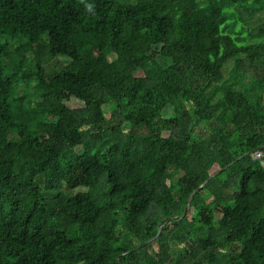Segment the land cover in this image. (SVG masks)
<instances>
[{"label": "trees", "instance_id": "obj_1", "mask_svg": "<svg viewBox=\"0 0 264 264\" xmlns=\"http://www.w3.org/2000/svg\"><path fill=\"white\" fill-rule=\"evenodd\" d=\"M261 11L0 0V264H264Z\"/></svg>", "mask_w": 264, "mask_h": 264}, {"label": "rangeland", "instance_id": "obj_2", "mask_svg": "<svg viewBox=\"0 0 264 264\" xmlns=\"http://www.w3.org/2000/svg\"><path fill=\"white\" fill-rule=\"evenodd\" d=\"M257 18H262L263 19L264 18V11L258 12L257 13V16H256V19ZM257 23H259V22H257ZM20 45H21V41H19V40L14 41L13 42V45H12V50L15 51L16 47L17 46H20ZM30 58L32 59L31 56H30ZM68 61H69V59L66 56H61L58 59L52 60L50 63H48L47 65H45V69L50 73L53 70H58L63 65V63H66ZM21 90L19 91V94H20ZM30 96H33V92L32 91L30 92ZM35 101H38V100H35ZM70 106L71 107H74V108H80L81 103L79 101H77V102L76 101H73V102L70 103ZM106 112H108V115H110L109 108H106ZM169 134L170 133L167 132V131L164 133L165 136H168ZM77 152L79 154H82L83 153V149L82 148H77ZM170 171H172V168H170ZM181 176H182V173L179 172V174H177L174 179H178ZM189 212L191 213L190 214V217H192V215H196V211L193 210V209H189ZM218 218H220V215H218ZM153 249L154 250H158L159 249V244L156 241L153 242Z\"/></svg>", "mask_w": 264, "mask_h": 264}, {"label": "water", "instance_id": "obj_3", "mask_svg": "<svg viewBox=\"0 0 264 264\" xmlns=\"http://www.w3.org/2000/svg\"><path fill=\"white\" fill-rule=\"evenodd\" d=\"M260 150H264V147H261V148H257V149H255V150H252L251 152L247 153V156H250V155H252L253 153H255V152H257V151H260ZM213 177H214V176H213ZM213 177H212V178H213ZM205 184H206V183H205ZM203 187H204V185L201 186L199 190H201ZM191 198H192V196H190V198H189L188 204H187V206H186V208H185V213H184V215H186V214L188 213L189 209H190ZM181 218H182V217H179L178 219H181ZM161 229H162V227L160 228L159 233L161 232Z\"/></svg>", "mask_w": 264, "mask_h": 264}, {"label": "built area", "instance_id": "obj_4", "mask_svg": "<svg viewBox=\"0 0 264 264\" xmlns=\"http://www.w3.org/2000/svg\"><path fill=\"white\" fill-rule=\"evenodd\" d=\"M251 156L254 161L261 162L262 165H264V150L257 151L253 153Z\"/></svg>", "mask_w": 264, "mask_h": 264}, {"label": "clouds", "instance_id": "obj_5", "mask_svg": "<svg viewBox=\"0 0 264 264\" xmlns=\"http://www.w3.org/2000/svg\"><path fill=\"white\" fill-rule=\"evenodd\" d=\"M87 8H88V10L91 12V11L93 10V5L88 4V5H87Z\"/></svg>", "mask_w": 264, "mask_h": 264}]
</instances>
